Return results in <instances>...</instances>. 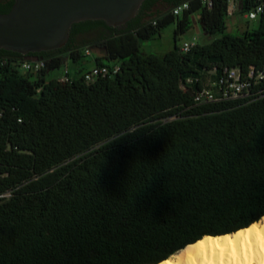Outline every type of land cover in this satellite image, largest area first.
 <instances>
[{
    "label": "trees",
    "instance_id": "1",
    "mask_svg": "<svg viewBox=\"0 0 264 264\" xmlns=\"http://www.w3.org/2000/svg\"><path fill=\"white\" fill-rule=\"evenodd\" d=\"M182 2L189 9L171 16ZM256 5L240 0L237 14ZM194 15L217 38L181 53ZM227 19V0L210 11L144 0L121 27L72 25L60 50H0V264H159L264 216V80L246 98L213 103L194 102L197 85L180 89L212 69L263 70L264 23L234 35ZM170 24V51L140 50ZM90 49L103 54L89 60ZM24 59L45 67L22 74ZM64 60L79 69L60 83L51 72ZM89 61L109 69L91 84Z\"/></svg>",
    "mask_w": 264,
    "mask_h": 264
},
{
    "label": "water",
    "instance_id": "2",
    "mask_svg": "<svg viewBox=\"0 0 264 264\" xmlns=\"http://www.w3.org/2000/svg\"><path fill=\"white\" fill-rule=\"evenodd\" d=\"M144 0H13L0 14V50L23 57L62 49L72 25L102 21L117 28L132 20Z\"/></svg>",
    "mask_w": 264,
    "mask_h": 264
},
{
    "label": "built area",
    "instance_id": "3",
    "mask_svg": "<svg viewBox=\"0 0 264 264\" xmlns=\"http://www.w3.org/2000/svg\"><path fill=\"white\" fill-rule=\"evenodd\" d=\"M200 5L207 11L213 7L214 0H198ZM240 0H227V16L231 18L235 11H238ZM189 9L188 2H182L170 10V15L180 17ZM243 19L247 22H263L264 23V0H257V5L247 11L243 15ZM154 24V22H153ZM198 44V39L193 36L190 40L183 41L179 50L181 53H187ZM88 55V50H85ZM45 67V61L42 59L22 60L19 65V70L22 74L38 73ZM112 72L118 71V67L114 65L111 68ZM109 72L106 67L92 66L89 71L83 74L85 83L91 84L98 78L105 77ZM70 79L67 64L62 66V74L57 77L60 83H66ZM264 80V68L259 72H254L250 69L243 75L239 68H223L220 71L212 69L200 76L186 78L180 84V89L186 92L191 86H199V90L194 93V102L197 104L213 103L221 101L236 100L250 96L251 89Z\"/></svg>",
    "mask_w": 264,
    "mask_h": 264
},
{
    "label": "bare ground",
    "instance_id": "4",
    "mask_svg": "<svg viewBox=\"0 0 264 264\" xmlns=\"http://www.w3.org/2000/svg\"><path fill=\"white\" fill-rule=\"evenodd\" d=\"M159 264H264V216L246 229L204 236Z\"/></svg>",
    "mask_w": 264,
    "mask_h": 264
},
{
    "label": "rangeland",
    "instance_id": "5",
    "mask_svg": "<svg viewBox=\"0 0 264 264\" xmlns=\"http://www.w3.org/2000/svg\"><path fill=\"white\" fill-rule=\"evenodd\" d=\"M161 11H164L161 7H159ZM193 24L191 28L186 31L183 35L177 38L176 44L180 46L183 41L190 40L191 37L195 36L198 39L199 44L209 43L213 39L217 38V36L209 37L203 34L201 31L200 25L198 23V16L194 15L192 17ZM245 26H249L250 29L256 27V22H247L243 19V16L237 14V11L234 12L231 18H228L226 21V29L228 33L238 35L244 32ZM174 29L175 24H170L160 32V36L155 37L151 41L142 42L140 45V50L145 54H157L163 55L170 51L173 47V38H174ZM102 51L99 49H90L88 50V56L91 58L89 60H93L95 57L102 56ZM28 60V59H24ZM64 64H67L68 71L71 76H75L76 71L79 69L75 64L64 60ZM93 63L89 61L88 63H84L81 67L82 71H89L92 68ZM53 75L60 76L62 74V67L55 71L51 72Z\"/></svg>",
    "mask_w": 264,
    "mask_h": 264
},
{
    "label": "flooded vegetation",
    "instance_id": "6",
    "mask_svg": "<svg viewBox=\"0 0 264 264\" xmlns=\"http://www.w3.org/2000/svg\"><path fill=\"white\" fill-rule=\"evenodd\" d=\"M10 2V0H0L1 5H7ZM87 36L86 35H78L75 37L76 41L81 42L84 40Z\"/></svg>",
    "mask_w": 264,
    "mask_h": 264
},
{
    "label": "crops",
    "instance_id": "7",
    "mask_svg": "<svg viewBox=\"0 0 264 264\" xmlns=\"http://www.w3.org/2000/svg\"><path fill=\"white\" fill-rule=\"evenodd\" d=\"M245 30H250L249 26H245L244 31H245ZM92 66H93V65H92Z\"/></svg>",
    "mask_w": 264,
    "mask_h": 264
}]
</instances>
